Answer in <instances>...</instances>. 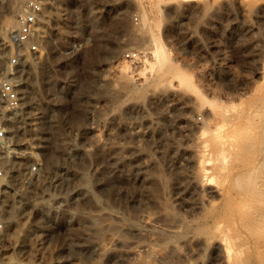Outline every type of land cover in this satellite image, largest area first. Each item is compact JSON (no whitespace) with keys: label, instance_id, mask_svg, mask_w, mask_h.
<instances>
[{"label":"rangeland","instance_id":"374dc122","mask_svg":"<svg viewBox=\"0 0 264 264\" xmlns=\"http://www.w3.org/2000/svg\"><path fill=\"white\" fill-rule=\"evenodd\" d=\"M45 1L0 264H264V231L232 210L264 211V0ZM233 128L246 149L218 144Z\"/></svg>","mask_w":264,"mask_h":264},{"label":"built area","instance_id":"2783aa9c","mask_svg":"<svg viewBox=\"0 0 264 264\" xmlns=\"http://www.w3.org/2000/svg\"><path fill=\"white\" fill-rule=\"evenodd\" d=\"M49 6L45 0H4L0 6V182H5L9 170L7 157L14 149L13 121L25 108L27 93L22 76L28 60L42 53ZM12 20L3 27L1 22ZM131 61H140L141 53L126 54ZM41 161H32L23 170V178L40 176Z\"/></svg>","mask_w":264,"mask_h":264},{"label":"bare ground","instance_id":"6f19581e","mask_svg":"<svg viewBox=\"0 0 264 264\" xmlns=\"http://www.w3.org/2000/svg\"><path fill=\"white\" fill-rule=\"evenodd\" d=\"M5 22L7 23V25H9L8 23H10V20L5 19ZM235 128H233V131L231 129H228V130H231V131H227V133H224V134L223 133L217 134V137H215V138L217 139L219 137L218 138L219 139L218 140V144L220 143V145H226L228 147V149L233 150V151L234 150L235 151H238L239 149H242V148L243 149H246V147H247L246 145L247 144H244L243 142L240 143V140L243 138L242 136L245 135L244 133L246 131L243 132V134L241 135V131L240 132L235 131L237 129V128L236 129ZM248 133L246 135L247 137H248ZM239 136L242 137V138L240 139ZM244 138H245V136H244ZM244 141H247L246 138H245ZM202 151L203 152H207L208 151L206 144H203L202 145ZM224 159L225 158L223 157V160ZM224 166H225V164L222 167H224ZM40 173H41V169H40ZM247 201L248 202L247 203H244V204L243 203L236 204L233 207L232 210H233L234 215L236 216V220L238 221V219H239V222H241L242 219H243V217L247 215V218H245L246 220L245 219L244 220L245 221L248 220V224L250 225V227H248V229L252 228V230L251 229L249 230L250 231L249 234L255 235L256 232L258 233V232L264 231V229H263V227H264V211H258V210H256V209L253 208V205H255V203L258 202L257 196H249V200L247 199ZM147 220H149V218ZM224 241L226 242V239H224ZM229 243L230 242L227 239V244H228L227 246H229ZM228 248H230V247H228ZM228 248H226L227 251L229 250ZM23 261H22V263H23ZM15 262H17V261H15Z\"/></svg>","mask_w":264,"mask_h":264}]
</instances>
